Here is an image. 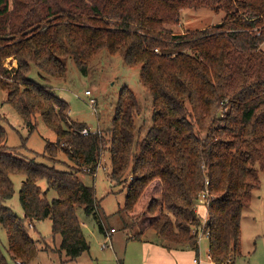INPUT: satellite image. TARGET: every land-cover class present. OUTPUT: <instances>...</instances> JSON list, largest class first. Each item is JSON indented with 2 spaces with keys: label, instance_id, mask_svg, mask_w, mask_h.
<instances>
[{
  "label": "trees",
  "instance_id": "16d2710c",
  "mask_svg": "<svg viewBox=\"0 0 264 264\" xmlns=\"http://www.w3.org/2000/svg\"><path fill=\"white\" fill-rule=\"evenodd\" d=\"M203 7L225 15L209 28L178 35L169 29L181 10ZM263 41L264 0H0V90L27 125L39 115L55 133L44 146L49 156L58 147L75 167L92 170L109 144L110 180L134 175L124 209H132L146 185L158 179L149 203L159 213L149 226L159 245L198 254L191 231L201 225L196 206L207 190L208 255L214 263H228L240 254V218L264 175ZM101 49L140 68L153 108L142 144L134 138L139 103L127 86L119 93L109 135L82 136L85 124L63 126L68 104L29 78L32 64L64 77L67 58L86 73ZM8 57L17 63L11 70L3 66ZM5 141L0 124V228L10 260L30 263L37 248L27 225L47 218L66 255L74 259L87 251L76 210L98 219L95 189L71 170L21 156ZM12 175L22 178L23 216L5 204L14 193ZM97 224L104 232L99 219ZM0 264H10L1 246Z\"/></svg>",
  "mask_w": 264,
  "mask_h": 264
},
{
  "label": "rangeland",
  "instance_id": "374dc122",
  "mask_svg": "<svg viewBox=\"0 0 264 264\" xmlns=\"http://www.w3.org/2000/svg\"><path fill=\"white\" fill-rule=\"evenodd\" d=\"M224 15L221 10L214 11L204 7L186 8L179 12L178 22L169 29L178 35L186 31L209 28L218 24ZM260 47L264 49V41ZM65 63L64 77H51L34 64L31 65L29 72L30 79L48 87L68 104L65 114L69 122L63 124L64 128L70 130V122L76 121L86 125L80 132L82 136H87L90 132L108 136L119 93L127 86L135 93L139 103L134 120L137 128L134 138L137 143L142 144L153 123V108L151 96L140 82V68L127 66L120 55H110L104 49L87 63L86 73H83L71 58H67ZM3 66L11 70L17 63L14 58L8 57L4 60ZM86 91H89V94H86ZM30 122V125L26 124L13 105L7 102L6 91L0 90V124L5 129V144L26 158H34L58 169L71 170L85 185L93 187L97 202V218L103 223L104 233L98 229V219L91 217L86 219L83 209L77 208L76 214L90 247L78 257L71 259L61 248L60 235L52 233L51 221L48 218L35 221L34 228L27 225L37 248L36 256L29 264H140L142 251L139 241L159 242V237L149 226L153 216L159 213L158 208L152 210L149 203L150 197L157 191L158 179L146 185L132 209H124L127 186L133 181L134 175L127 174L124 180L121 179V182L117 183L110 180L109 144L101 150L95 168L92 170L89 166L78 168L57 149L58 147H52L50 156L45 153V143L54 141L55 133L45 126L39 115ZM84 129L87 133H84ZM198 130L199 136H203V124ZM137 150L135 152H139ZM21 179L18 175H12L14 193L5 202L18 216H23L18 199ZM41 185L42 188L45 187L43 183ZM54 195L53 191L49 193L50 197ZM196 213L200 222L207 218L204 204L197 203ZM194 229L193 226L191 232ZM0 246L9 263L15 264L7 253V236L3 228H0ZM208 249V242L203 238L199 243L200 255L203 258H206ZM234 260V264H264V175H261L260 185L252 190L250 203L242 212L240 254H237Z\"/></svg>",
  "mask_w": 264,
  "mask_h": 264
},
{
  "label": "crops",
  "instance_id": "0c3cea01",
  "mask_svg": "<svg viewBox=\"0 0 264 264\" xmlns=\"http://www.w3.org/2000/svg\"><path fill=\"white\" fill-rule=\"evenodd\" d=\"M29 225L34 228L33 224ZM139 242L142 251L140 264H218L214 263L207 253L206 258H203L200 255V251L196 255L193 250L169 249L150 240H141ZM194 259H197V262H194ZM234 262L235 260L233 259L231 262L221 264H234Z\"/></svg>",
  "mask_w": 264,
  "mask_h": 264
},
{
  "label": "built area",
  "instance_id": "2783aa9c",
  "mask_svg": "<svg viewBox=\"0 0 264 264\" xmlns=\"http://www.w3.org/2000/svg\"><path fill=\"white\" fill-rule=\"evenodd\" d=\"M85 93L89 94V91H86ZM83 131H84V133H87L86 129H84ZM207 196H208L207 190H205L204 192L199 194V200L198 201L200 204H204L205 207L207 206V203H208L207 202ZM204 223H205V220L203 222H201V225L196 226L194 229V232L197 234V241L199 243L203 238H205L206 241L208 239L209 234H208V231L204 228ZM113 231H114V229H111V232H113ZM106 236H108V235H106ZM207 255H208V251H207ZM208 257H210V256L208 255ZM194 262H197V259H194Z\"/></svg>",
  "mask_w": 264,
  "mask_h": 264
}]
</instances>
